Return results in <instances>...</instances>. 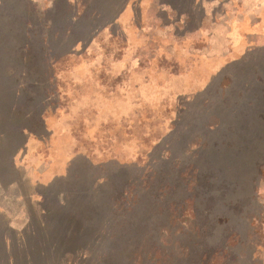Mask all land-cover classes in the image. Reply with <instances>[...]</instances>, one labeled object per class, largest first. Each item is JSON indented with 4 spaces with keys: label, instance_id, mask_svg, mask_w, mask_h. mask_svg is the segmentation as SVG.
Instances as JSON below:
<instances>
[{
    "label": "rangeland",
    "instance_id": "rangeland-1",
    "mask_svg": "<svg viewBox=\"0 0 264 264\" xmlns=\"http://www.w3.org/2000/svg\"><path fill=\"white\" fill-rule=\"evenodd\" d=\"M194 1L0 0V264H264V0Z\"/></svg>",
    "mask_w": 264,
    "mask_h": 264
},
{
    "label": "trees",
    "instance_id": "trees-1",
    "mask_svg": "<svg viewBox=\"0 0 264 264\" xmlns=\"http://www.w3.org/2000/svg\"><path fill=\"white\" fill-rule=\"evenodd\" d=\"M79 1L82 2L84 10H83L82 13L78 14V17L79 18H84V16H85L86 19L85 18L84 19L87 21L89 19L88 15H87L88 14V10L87 9L90 6V4H89L88 0H78V2ZM192 2H193L192 4H194L195 1L192 0ZM185 3H187V2H185ZM189 6L190 5H188V4L186 5V4L183 3L182 5L179 6V12H183V11L189 12V8H190ZM188 14H191V13L189 12ZM99 18H101V15L100 14L96 15L95 22L98 21ZM56 35H57V33H56ZM71 36H72L71 33L67 32L65 37L69 39ZM58 38H59V36H58ZM7 80L8 79L6 78L5 85H6V81ZM9 92L11 93V95H13L12 103L15 100H17L19 98V96H21V93L19 91H17V89H15V90L11 89ZM15 95L17 97H15ZM1 97H2V95H1ZM9 97H10V95L7 96V100L10 101L11 98L9 99ZM5 101H3L2 103H4ZM4 108L6 109L7 107H4ZM10 108L13 111L12 112L13 115L16 114V108H12V106H10ZM4 112H5V114L8 113L7 110H5ZM259 115L262 116V117H260V119H264V116L261 113ZM2 118H3V116H2ZM213 120H215V122H217V121L220 122V118L219 117H215V119H213ZM6 130H7V128H6ZM16 136H17V133H16ZM13 137H14V126L11 127V131H9V132L5 131V129H4V132H2L1 135H0V138H2V142H3V144L2 143L1 144L4 145V147H5V148L1 149L3 152H0L1 156H3L4 158L6 157V164H4L5 168H7V163H9L11 165V167L14 168V164H12L14 161L11 160V156L10 157L8 156V155H10L9 152H10V148H11V144H12L11 141L13 140ZM9 141H10V143H9ZM116 204H118V203H116ZM224 251L225 250L222 249L221 247H214V248H212V255H211L209 249H204V251L202 253V256H201L202 264H225V261L223 262V258H224V254H225ZM8 263L9 264H13V261L11 259H9Z\"/></svg>",
    "mask_w": 264,
    "mask_h": 264
}]
</instances>
